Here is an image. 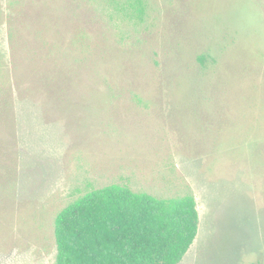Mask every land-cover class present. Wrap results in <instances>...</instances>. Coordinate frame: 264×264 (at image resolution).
Returning <instances> with one entry per match:
<instances>
[{
  "label": "rangeland",
  "instance_id": "374dc122",
  "mask_svg": "<svg viewBox=\"0 0 264 264\" xmlns=\"http://www.w3.org/2000/svg\"><path fill=\"white\" fill-rule=\"evenodd\" d=\"M112 183L195 197L178 264H264V0H0V264Z\"/></svg>",
  "mask_w": 264,
  "mask_h": 264
},
{
  "label": "trees",
  "instance_id": "16d2710c",
  "mask_svg": "<svg viewBox=\"0 0 264 264\" xmlns=\"http://www.w3.org/2000/svg\"><path fill=\"white\" fill-rule=\"evenodd\" d=\"M198 225L192 194L158 198L117 183L104 185L55 216L54 264H178Z\"/></svg>",
  "mask_w": 264,
  "mask_h": 264
}]
</instances>
